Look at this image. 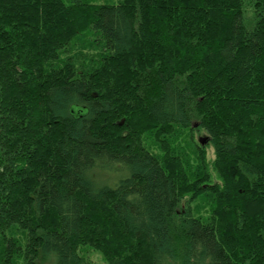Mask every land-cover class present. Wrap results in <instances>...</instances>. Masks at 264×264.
<instances>
[{"label":"trees","instance_id":"trees-1","mask_svg":"<svg viewBox=\"0 0 264 264\" xmlns=\"http://www.w3.org/2000/svg\"><path fill=\"white\" fill-rule=\"evenodd\" d=\"M89 249L264 264V0H0V264Z\"/></svg>","mask_w":264,"mask_h":264},{"label":"rangeland","instance_id":"rangeland-1","mask_svg":"<svg viewBox=\"0 0 264 264\" xmlns=\"http://www.w3.org/2000/svg\"><path fill=\"white\" fill-rule=\"evenodd\" d=\"M207 134L205 131H198L195 134V139L200 142V138L203 140L206 139ZM208 142V141H207ZM207 152L209 154V158H213V148L212 146L208 145ZM127 176V173L125 171H122L120 169V165L117 164L114 167H111L109 165H105L104 167L98 169L95 171V177L101 181V184H116L119 182L122 178ZM21 232V231H19ZM18 234V233H17ZM87 259L90 260L93 264H110L108 261L104 258V256L93 249H89V251H86ZM18 264H25L23 260H21ZM35 264H52L49 260L45 261L40 258H37L35 260Z\"/></svg>","mask_w":264,"mask_h":264},{"label":"water","instance_id":"water-1","mask_svg":"<svg viewBox=\"0 0 264 264\" xmlns=\"http://www.w3.org/2000/svg\"><path fill=\"white\" fill-rule=\"evenodd\" d=\"M200 142L204 145L207 143V140H203L202 138H200Z\"/></svg>","mask_w":264,"mask_h":264}]
</instances>
